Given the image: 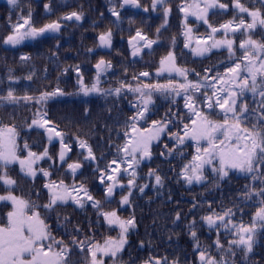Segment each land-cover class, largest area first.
I'll return each instance as SVG.
<instances>
[{"label":"trees","instance_id":"1","mask_svg":"<svg viewBox=\"0 0 264 264\" xmlns=\"http://www.w3.org/2000/svg\"><path fill=\"white\" fill-rule=\"evenodd\" d=\"M74 1L78 3L74 9L77 13L83 14L82 19L66 31H69L70 35L68 46L71 48L73 40L79 45L78 65L81 66L79 77L75 76L71 67L59 68L58 61L46 58L42 47L27 51L29 53L27 60H22L23 56H15L12 50L5 47L4 40L12 33V26L20 16H27L29 10L32 23L38 28L61 20L63 12L56 1L53 2L51 12H45L42 4L36 7L32 5L28 12L18 9L12 11L10 6L0 9V97H6L8 91H12L16 97H38L43 92L52 93L57 88L63 89L62 94L52 96L42 105L22 99L16 102L0 99V127L16 128L17 142L21 149L24 143L38 154L47 148L49 156L52 157V160L46 157L34 165L37 169L42 168L50 172V177H45L37 171L33 178L21 171L19 163L9 165L8 175L16 181L12 186L13 194L42 206L49 202L50 193L44 185L50 181L63 180L69 188L83 184L93 199L100 202L98 208L93 207V202L88 201L83 193L74 195L77 199L82 198L84 207H80L69 198L66 203L58 204L55 210L45 211L42 207L38 208L52 235L69 245L73 235L79 240L94 237V240L101 244L109 237L117 238L119 227L109 225L103 213L116 211L123 220L134 218L135 227L130 228L127 233V243L124 245L126 249L118 254L117 264H143L149 256L159 259L166 257L168 264L172 261L178 262L179 259L183 262V247L187 240L190 242L189 264H201L200 251H205L206 255L215 257L217 261H226L227 264H264V230L259 227V223L251 252H245L242 246L237 245L231 246L234 255L229 252L230 241L238 238L235 232L231 231L232 224L250 225L260 207L261 199H264L258 196L248 198L245 195L253 188L259 190L264 187V180L252 179L253 176L260 177L261 173H264V165L259 166V170L253 173L232 169L223 179L218 173L212 172L210 166H205L201 186H197L195 181L187 183L183 167L195 155L196 144L185 138V143L180 145L172 135L181 132L184 124L190 125L193 118L190 110L185 107V93L181 90V94L176 96L171 91H154L152 102L147 106L145 119L140 120L137 127L148 128L153 121L170 122L159 140L151 144L153 160L149 165L141 161L139 166L135 167V182L129 186L130 177L124 171L125 164L119 163L124 154L119 152L118 148L129 139L125 132L131 130L130 118L143 107L142 98L138 93L128 91L126 88L122 89L119 95L111 91L121 84L136 87L140 84H167L169 81L173 84L184 83V77L176 72L158 74L159 61L169 52L175 54L177 67L187 70L188 81L203 82L205 76L210 77L217 73L223 75L227 67L236 62V57L243 53V50L239 49V43L249 33L241 30L239 34L233 35L229 32L228 36L224 37L222 30L212 34L209 25L216 27L213 22L191 26L179 14L172 16L168 14L167 24L164 25V8L159 10L161 11L159 15H153L151 12L140 13L136 17L127 15L126 21L119 25L113 17L99 12L96 6L91 5L95 0ZM107 18L112 34L111 55L126 54V58L121 62L111 61L113 66L108 76H103V73L99 75L98 87L103 91L85 95L81 91V85L90 88L96 83L97 74L92 70L93 60L81 57L92 54L91 51L97 49V37L108 31L104 25ZM118 22L121 23V19ZM189 28L191 32L185 36L184 33ZM137 30L156 43L151 48H143L140 57L132 61L128 39L133 37ZM250 34H253V30ZM199 35L202 37L199 47L212 44V40L204 39L210 35L213 39H234L233 54L230 55L226 47L212 48L204 55L196 54L193 49L197 47ZM253 39L259 40V35L256 34ZM43 40L38 38L34 43L39 45ZM186 43L188 47H185ZM63 64L67 65V61L64 60ZM141 72H148L149 76H139ZM29 76L31 79H28ZM134 76L139 79H133ZM76 87L79 91L77 98L71 92V89ZM204 91L212 95L210 88L201 89V93ZM201 93H196L193 97L198 109L202 107ZM189 94H192L191 91ZM259 97L255 101H246L250 111L252 109L258 111ZM38 110L41 114L46 113V118L50 121L44 128L31 125L32 120L38 118L36 115ZM202 110L213 121L221 122L223 119L222 110L219 108ZM256 121L249 119L242 126H250ZM47 127H55L60 131L64 143L71 149V151L65 149L64 162L58 159V153L62 148L60 138L53 134L49 142ZM80 141L91 147L95 160L85 159L87 148H81ZM18 155L24 158L27 152L21 150ZM112 160L118 161V165H112V168L118 167L114 179L119 183L114 188L113 195L109 197L106 194V187L110 182H100L98 169L105 170ZM69 163H79L81 167L72 173L67 166ZM150 172L162 177L161 185L156 184L155 177L149 175ZM119 185L122 186L118 188ZM145 185L147 187L141 192L140 187ZM7 187L0 181V195L7 194ZM129 191H131L129 203L124 204L122 198L128 195ZM229 208L234 215L230 218L232 223L228 228L222 224L219 228L209 227L203 219L212 211L222 214ZM12 210L10 201H0V225L7 223V213ZM177 214L181 217L180 220L174 218ZM188 223L189 227L186 226ZM192 232L196 233V237L191 235ZM217 240L223 244V248L217 247ZM160 244H165L168 248L166 254L162 252L161 246L158 248ZM150 246H153L155 253L146 252ZM178 247L181 248V252L177 250ZM70 259L73 264H88L87 247L83 254L73 248ZM103 259L104 264H112L108 257Z\"/></svg>","mask_w":264,"mask_h":264},{"label":"snow or ice","instance_id":"2","mask_svg":"<svg viewBox=\"0 0 264 264\" xmlns=\"http://www.w3.org/2000/svg\"><path fill=\"white\" fill-rule=\"evenodd\" d=\"M8 2L14 7L19 6V0H8ZM234 2L235 7L240 13H246L251 17V22H246L245 19L241 18L238 23L229 21L221 25L220 28L209 25L212 34L223 30L222 35L224 37H227L229 32L234 35L240 30H243L244 33H249L239 43V49L243 50V55L239 58V62H234L232 66L227 67L223 75L217 73L210 77L205 76L203 82L188 81L187 70L177 67L175 54L169 52L159 61L158 74L176 72L181 77H184V83L173 84L169 81L167 84H140L136 87L121 84L120 87L111 90L116 95H119L121 90L126 88L128 91L138 93L142 98L143 107L138 110L135 116L130 118L132 120L131 130L130 132H125V135L129 139L123 146L118 148V151L124 154L119 163L125 164L124 171L130 177L128 180L129 186L134 185L135 182V167L139 166L143 159L151 157L150 148L152 142L159 140L170 122L153 121L148 128L137 127L139 121L145 119V113L148 112L147 106L152 102L151 97L154 91H171L176 96L181 94V90L185 93V107L190 110L193 118L190 120V125L184 124L181 132L173 133L172 135H174L177 143L180 145L185 143V138L194 141L196 144L195 155L183 167L184 179L187 183L191 184L194 181L201 182L204 179L205 166H210L211 171L218 173L219 177L223 179L229 175V171L232 169L253 173L259 170V166L264 165V42L254 40L250 34L258 25L261 29H264V14L259 9L250 10L246 8L240 0H234ZM260 2L264 5V0H260ZM202 3L203 7H201V3H197L195 0L192 4L185 2L180 11L184 12L187 17L189 9L194 8L197 11L191 14L198 15L200 19H203L207 23L205 17L209 8L228 7L227 4H220L219 0H202ZM128 4L139 6V0H122V6ZM157 5H165L164 25H166V17L171 9L166 6V0H153L152 8L155 9ZM45 7L47 8V5ZM144 11H148V9L145 8ZM112 14L117 17L120 15L115 9H112ZM82 15V13L72 12L63 17V19L71 20L75 18L79 21L82 19ZM60 29L61 23L59 20L45 24L39 28L34 26L31 20V11L29 10L27 16L22 15L18 18L17 22L12 26V33L6 37L4 43L17 45L25 39H34L47 32H59ZM157 31L159 32V29ZM190 32L191 29L189 28L184 35L188 36ZM111 35V31L101 34L99 36L100 44L104 47H111ZM137 38H139L138 41ZM204 39L205 41L212 40L213 42L207 47H199L201 41L198 38L196 41L197 47L193 49L196 54L204 55L210 49L220 47H226L230 55L233 54L234 39H213L212 35ZM132 41H137V43H133L132 45L133 56L140 53L143 48H151L156 43L155 40L148 39L139 30L132 37L130 43ZM188 46L186 43L185 47ZM21 59L27 60L29 57L23 56ZM95 67L98 70L96 83L90 88L82 85L81 91L85 95L103 91L98 87L99 72L110 68L111 63H106L105 60L101 59ZM77 71H79L78 68ZM139 76L147 77L149 73L141 72ZM28 79H31V76ZM133 79H139V77L134 76ZM258 79L260 81L259 87L257 86ZM211 81H216V83H211ZM80 82L82 83V78ZM209 88L212 90V95H208L207 91L201 93V89ZM190 91L191 95L189 94ZM246 91L251 92L254 96L259 95L262 98V110L259 119L250 126H242L248 120L247 114L249 109L247 104L241 103L239 107L237 106L238 98ZM196 93H201L202 107L200 109L197 107V102H193V97ZM57 94H62L60 89H56L52 93L43 92L38 97H16L12 91H8L7 96L0 97V99L12 102L22 99L25 101H35V103L42 105L49 98ZM203 108L209 110H214L215 108L221 109L223 115L222 121L217 122L209 119V116L202 110ZM36 115L38 118L33 119L31 125L44 128L50 124V121L46 118V113L41 114L38 110ZM46 131L48 132L49 142H51L53 134L60 138L59 142L62 148L58 153V159L64 162L65 149L67 151H71V149L64 143L61 132L55 127H47ZM17 137L18 132L14 126L0 127V181H3L4 185L8 186L7 194L0 195V201H10L13 206V210L7 213V223L0 225V264H73L70 259L73 254V248L83 254L85 247H87L89 254L88 264H104V257L111 259L112 264H117L116 258L127 243V233L130 228L135 227L134 218L123 220L117 215L116 211L103 213L108 224L117 225L120 232L117 238L113 239L109 237L102 244L95 241L94 237H85L84 240H79L73 235L71 245L65 243L62 239H57L52 235L38 208L42 207L45 211L55 210L58 204L62 205L66 203L69 198H72L80 207H84L82 198L77 199L76 195H74L80 193H83V196L87 197L88 201L93 202V207L98 208L100 202L93 199L83 184L78 187L73 185L69 188L63 180L58 182L50 181L44 185L49 190L50 198L49 202L42 206L14 195L12 186L16 184V181L8 175L7 169L9 165L19 163L21 171L33 178L36 176L37 171L41 172L45 177H50V172L42 168L37 169L34 165H36L37 161L43 160L46 157L52 160L47 148L38 154L32 151L27 143H24L21 149V146L17 142ZM80 147L87 148L85 159H96L91 147L86 142L80 141ZM165 148H167V145H165ZM21 150L27 152L24 158L18 155V152ZM112 165H118V161L112 160L105 170L98 169L100 171V182H110L106 187V194L109 197L113 195V190L119 183L118 180L114 179V173L118 171V167L112 168ZM67 166L72 173H75L81 167L79 163H69ZM129 169H132V171L129 172ZM149 175H154L156 184L161 185L162 177L160 175L154 172H150ZM252 179L264 180V173H261L260 177L253 176ZM144 187H147V185L140 187L139 190L143 192ZM130 195L131 191H129L128 195L123 196L122 203L128 204ZM245 195L248 198L252 196L264 198V187L259 190L253 188ZM233 215L232 209L229 208L222 214L212 211L211 214L203 219L209 227L215 226L219 228L222 224L225 228H228V225L232 223L230 218ZM176 218L179 219V214H177ZM258 223L259 227L264 230V199H261L260 207L256 211L250 225L232 224L231 231H234L238 237L229 243V252L232 255L235 254L231 247L232 245L242 246L245 252L252 251ZM191 235L196 237L195 232H192ZM216 245L219 248L224 247L219 240L216 241ZM197 247H199L198 244ZM199 259L201 264H227L226 261H217L215 257L206 255L205 251L199 252ZM145 264H168V262L166 257L161 259L151 257L148 261H145ZM171 264H178V262L172 261Z\"/></svg>","mask_w":264,"mask_h":264},{"label":"flooded vegetation","instance_id":"3","mask_svg":"<svg viewBox=\"0 0 264 264\" xmlns=\"http://www.w3.org/2000/svg\"><path fill=\"white\" fill-rule=\"evenodd\" d=\"M56 1L59 5L61 12H63V17L66 15L76 12L74 8L77 7L78 3L74 0H68L64 2L63 0H19V6L14 7L11 4H9L8 0H0V9L6 6H10V9L12 11L18 9L20 11L28 12L30 7L33 5L34 7L39 6V4H42V7L45 12L52 11L53 2ZM152 2L153 0H139V6H133L132 4L123 5L122 6V0H95L91 2V5L96 6V9L99 12H103L105 15L113 17L116 20V24L121 25L123 22L126 21L127 15H131L133 17H136L137 14L145 13L144 9L147 8V13H152L153 15H159L161 11L160 9L164 8L165 5H157L155 9L152 8ZM185 2L188 4H192L194 0H166V6L171 9L169 12V15L172 16L175 15H181L182 18L189 23V25H198V24H206L203 19H200L198 15H192L191 13L194 11H197L196 9H189V13L186 14L182 11H180V8L184 6ZM197 3H201V7H203L202 0H195ZM240 2L250 10L259 9L262 14H264V5L261 4L260 0H240ZM220 4H227V8H209L207 10V15L205 19L208 22H213L216 27H219L229 21H233L234 23H238L241 18L245 19L246 22H251V17H249L246 13H240L239 10L235 7L234 0H219ZM47 5V8L45 7ZM112 9H115L117 12H119V17L114 16L112 14ZM121 19V23L118 22V20ZM61 23V29L60 32L57 35L47 36V37H37V38H28L25 39L22 43L17 45H9L8 49L12 50V53H14L15 56H29V53L27 51H31L33 48L42 47V51L44 53V56L46 58H53V60L59 62V68L67 67L72 69L76 77L80 76V69L78 63L80 61V55H79V45L77 44L76 40L72 41L71 48L68 46L70 42V35L68 34L69 31H66L69 29V27H73L74 23L77 24V20L75 18L71 20H65L61 19L59 20ZM105 27L108 31H110L111 27H109V19L107 18L105 23ZM107 31V32H108ZM241 31V30H240ZM240 31H237L235 34H239ZM256 34L259 35V42H264V29H261V27L258 25L256 29L253 30L252 37L256 36ZM38 38L44 39L41 44L37 45L34 43L35 40ZM52 38V39H51ZM132 38V37H131ZM130 39V38H129ZM128 39V47L130 51V59L132 61H135L140 56L136 57L132 55L133 48L129 44ZM142 43V42H141ZM112 45V42H111ZM70 50V52H69ZM92 54L82 56L81 59H92L94 64L92 65V70L95 72V74L98 75V70L95 67L96 64L101 60H105V62L116 61L121 62L126 58V54H115L111 55V47H105V49L101 50L99 47V42L97 39V49H93ZM122 52V50H121ZM142 52V51H141ZM103 53V54H102ZM243 53H241V56L236 57V62H239V58L242 57ZM67 61V65L63 64V62ZM113 65L111 64V67ZM110 67V68H111ZM243 67V65H242ZM77 68L79 71H77ZM110 68H106L105 71L99 72V75L103 73V76H108L109 72L111 71ZM257 86L259 87L260 81L258 79ZM83 85V84H82ZM61 90V93H63V89L57 88ZM69 92V89H68ZM71 92L73 95H75V98H77V94L79 93L77 87L72 88ZM248 94V95H247ZM252 94L249 91H246L243 96H240L238 98V107L241 103H246L249 100L254 99L253 96H249ZM247 104V103H246ZM175 105V104H173ZM248 107V106H247ZM249 109V107H248ZM177 217V216H176ZM174 217V218H176ZM177 219V218H176ZM181 217L179 216L180 220ZM187 227L190 226V223L186 225ZM162 248V252L164 254L167 253L168 248L165 246V244H160L158 248ZM185 248V249H184ZM190 242L187 240L186 245L183 247L184 256H183V262H181V259H179L178 264H189V256L190 255ZM126 249V247L123 248V250ZM181 248L178 247V251L181 252ZM144 251V249H142ZM148 254L155 253L153 246H150L148 250L146 251ZM180 256V255H179ZM146 256H144L145 258ZM152 256H149V258L146 259L148 261ZM181 257V256H180ZM159 259V258H157ZM187 260V261H186ZM145 264V262L143 263Z\"/></svg>","mask_w":264,"mask_h":264},{"label":"water","instance_id":"4","mask_svg":"<svg viewBox=\"0 0 264 264\" xmlns=\"http://www.w3.org/2000/svg\"><path fill=\"white\" fill-rule=\"evenodd\" d=\"M48 33H50V32H47V33H45L44 35H46V34H48ZM52 34H54V32H51ZM56 33V32H55ZM138 39L139 38H137V41H138ZM137 41H132V43L131 44H133V43H137ZM101 45V44H100ZM101 47H103L104 48V46H102L101 45ZM151 160H152V154H151V157L150 158H145V159H143L142 160V162L144 163V164H149L150 162H151ZM198 184L200 183V182H197Z\"/></svg>","mask_w":264,"mask_h":264},{"label":"rangeland","instance_id":"5","mask_svg":"<svg viewBox=\"0 0 264 264\" xmlns=\"http://www.w3.org/2000/svg\"><path fill=\"white\" fill-rule=\"evenodd\" d=\"M259 115V114H258ZM251 115L248 116V118H250Z\"/></svg>","mask_w":264,"mask_h":264}]
</instances>
